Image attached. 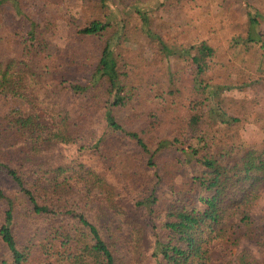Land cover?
Listing matches in <instances>:
<instances>
[{"label": "trees", "instance_id": "16d2710c", "mask_svg": "<svg viewBox=\"0 0 264 264\" xmlns=\"http://www.w3.org/2000/svg\"><path fill=\"white\" fill-rule=\"evenodd\" d=\"M42 1L53 7L59 0ZM151 1L118 6L95 0L91 8L98 14L92 12L73 32L80 46L59 49L45 60L34 49L56 31L54 18L44 10L33 14L22 0H0V15L9 12L15 24L12 35L0 32V94L28 81L52 126L43 136L38 114L10 108L0 116V136L10 132L14 137L12 160H2L0 153L8 182L0 185V243L5 249L0 264H23L33 239L53 264H148L149 256L154 264H208V246L214 240L237 243L245 237L264 246V231L254 227L246 210L251 192L264 183V116L250 110L246 97L229 94L255 88L264 83L262 76L251 77L238 65L239 78L225 72L222 80L213 79L216 48L205 40L183 46L165 42L150 26L155 10L148 6ZM127 11L134 12L164 58L178 57L192 70L184 82L177 64L166 63L169 85L161 99L148 111L135 109L120 119L119 110L137 108L145 100L135 91L151 77L145 78L139 59L124 54L130 38ZM245 16L241 32L232 34L227 46L235 62L258 71L264 56V15L247 4ZM254 51L261 52L257 63L244 56ZM76 65L84 73L71 84L66 70ZM69 97L76 100L78 113L70 109ZM246 122L260 123V142L242 136ZM112 139L118 141L111 144ZM60 144L101 158L116 157L125 178L137 187L132 203L146 210V225L117 203L112 174L77 154L60 156L53 149ZM154 177L165 197L158 194ZM95 192L130 228L128 259L82 208ZM22 221L28 227L23 244L14 231ZM245 258L242 253L237 264H249Z\"/></svg>", "mask_w": 264, "mask_h": 264}, {"label": "rangeland", "instance_id": "374dc122", "mask_svg": "<svg viewBox=\"0 0 264 264\" xmlns=\"http://www.w3.org/2000/svg\"><path fill=\"white\" fill-rule=\"evenodd\" d=\"M95 0H59L53 7L44 4L42 0H22L26 5V9H30L33 14L39 10L48 11V15L54 18L56 23V31L53 34H48L46 39L34 49L38 55L48 60L50 56L58 53L59 49L72 50L80 46V42L75 38L73 32L77 26L81 25L84 20L91 17V13L98 14L97 8H91ZM115 5L126 6L128 3H133L136 0H111ZM160 4V5H159ZM251 4L258 8L260 13L264 15V0H164L160 3L153 0L148 5L150 8H155L153 13L150 12V26L158 32L161 38L169 44H177L180 46L196 44L203 40L209 42L216 48V54L213 59L215 61V74L211 75L215 80H222L224 73L232 72L235 78H239L240 74L236 73V69H240L251 77L262 76L264 81V56L261 61V66L258 71L251 70L250 67L242 66L235 62L230 56L228 50L227 39L232 34L241 32L242 24L245 22V7ZM159 5V6H158ZM52 14V12H54ZM134 12L127 11L125 18L127 20V34L130 38L125 45L126 55H133L136 60H140L141 68H144L145 78L151 76L150 80L141 82V86L137 87L136 96H143L145 100L137 105V108H124L117 112L120 119H125L133 110H149L153 103L161 99L163 92L169 85V75L166 72V63L171 66L177 64L181 70V78L184 82L189 80V73L192 67L185 62L178 60V57L171 56L168 59L159 51L158 44L151 41L142 31L140 20L133 14ZM55 16V17H52ZM14 18L9 12H3L0 15V32L2 35H12L14 31ZM261 29L264 33V20H261ZM84 50L90 51L89 47ZM247 60H254L257 63L261 52H253L252 55L244 54ZM147 65H149L147 67ZM239 65V66H238ZM252 66V65H250ZM79 65L69 67L67 71V80L71 84L74 79H81L83 71L78 70ZM155 74V76H154ZM219 75L220 77H217ZM147 91V95H146ZM139 94V95H138ZM229 94L234 97H246L250 100V110L261 112L264 116V83L258 84L255 88L238 91L232 89ZM149 99V101L147 100ZM68 105L73 112L78 113L80 110L77 107L74 98H68ZM10 108L20 109L28 115L38 114L40 126L38 129L40 134L48 136L51 130V119L41 109L38 102V94L32 88L28 81L20 83L18 86L11 87L8 93L0 94V116ZM230 112V111H229ZM252 112V116L255 115ZM242 136L251 143L260 142L263 137V129L260 123L246 122L242 128ZM14 137L10 132H4L0 136V153L3 155L2 160H12L11 145ZM48 139L44 142L49 144ZM118 140L112 139L111 144ZM4 149V152L1 150ZM7 149V150H6ZM53 149L60 156H74L86 158L95 162L99 167L107 170L112 174L115 183L118 187L117 203L127 210L133 217L138 219L143 226L146 225V210L142 207L133 206L132 200L138 194V191L132 185V181L126 179L121 171L118 160L114 156L101 158L90 150H81L78 152L77 146L74 145H56ZM188 169V168H187ZM187 169H184L187 171ZM191 170V169H190ZM156 168L155 172L158 173ZM138 177L137 179H139ZM154 182L157 185L159 195L165 197V189L163 185L157 182L154 177ZM8 183L0 169V185ZM246 204V210L251 214L254 221V227L258 231H264V183L251 192ZM82 208L87 217L94 222L104 237L109 240L113 246H116L128 259L132 253L133 245L130 238V228L125 225L119 216L113 215L112 211L105 204L100 193L95 192L89 199L82 204ZM227 226V225H226ZM14 231L17 233L19 242L23 244L28 235V227L24 221L17 222L14 226ZM228 232L226 234H230ZM236 234H231L235 237ZM152 241L148 240L147 245L152 246ZM30 251L27 259L23 264H53L52 259H45L37 244V240L33 239L29 243ZM5 253V249L0 243V254ZM242 253L246 254L245 260L249 264H264V246H259L252 239L245 237L240 238L237 243H230L226 240H214L208 246L209 260L208 264H237ZM255 259V260H254ZM252 260V261H251ZM148 264H154V258L149 256Z\"/></svg>", "mask_w": 264, "mask_h": 264}]
</instances>
